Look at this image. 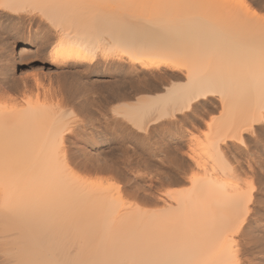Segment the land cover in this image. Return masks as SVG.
Here are the masks:
<instances>
[{
    "label": "bare ground",
    "instance_id": "obj_1",
    "mask_svg": "<svg viewBox=\"0 0 264 264\" xmlns=\"http://www.w3.org/2000/svg\"><path fill=\"white\" fill-rule=\"evenodd\" d=\"M110 1L0 0L5 12L40 7L59 27L48 54L51 67L63 69L58 90L45 89L26 106L1 101L17 100L10 91L44 87V74L0 86V154L23 148L35 155L21 169L0 156V214L118 219L151 239L80 241L100 248L78 250L48 235L18 243L34 248L11 252L5 264H264V0H251L256 8L249 0H118L114 9L128 11L112 15ZM21 47V54L33 51ZM91 74L110 79L83 80ZM214 109L222 119L206 124L203 146L189 156L202 175L185 176L187 187L168 193L153 220L130 202L152 193L130 180L121 189L99 188L75 171L121 172L114 150L94 155L79 142L102 148L107 135L120 131L131 141L136 130L172 137L178 123L198 122ZM166 147H154L153 158L166 165L158 173L174 177L186 159Z\"/></svg>",
    "mask_w": 264,
    "mask_h": 264
},
{
    "label": "rangeland",
    "instance_id": "obj_2",
    "mask_svg": "<svg viewBox=\"0 0 264 264\" xmlns=\"http://www.w3.org/2000/svg\"><path fill=\"white\" fill-rule=\"evenodd\" d=\"M117 1L118 0H112L113 3L110 1L111 5L109 3V5L111 6V8L109 7V13L111 15L116 9H114V6L112 4ZM249 3L251 8H256V4L253 1L249 0ZM26 5L27 3L24 5V8L28 9L26 10L21 8V10L23 11L19 10L18 13L17 10L15 11V13L8 10H6L5 12V9L0 8V86L4 88L5 86L3 82L9 78H14L16 80L19 79L18 81H20V79H23L25 76H34L39 73L41 75L44 74L43 81L44 87L46 88L34 87L32 90L27 92L20 91L21 93L10 91L8 95L12 94L11 97L14 96L17 100L15 101L16 103L14 101H8L7 99L1 101L2 106H8V108L15 106H26L28 103V99H36L35 97L37 96H40V98H44L45 89L46 91H48L49 88L51 91L54 89L57 91L60 87L59 82L62 79V77L60 78L58 73L63 69L56 66L51 67V59L48 54L51 44H53L58 39L57 31L59 30V27H56L57 29H55V25L52 24V21H49L47 15H44V12L39 9L40 7H37V10L35 6V10L33 9V6L31 4H29L30 6ZM116 10L117 12H119L120 10L121 12L128 11L126 7H123L121 9L118 8ZM260 12L264 14L263 10H260ZM45 39L47 40L46 43L50 44L49 48H47L43 53H39V49L37 47L38 45H41L45 41ZM22 45H27L33 50L32 53L29 52L30 54L23 53L28 55L27 57L21 54L22 52L20 50L22 48ZM107 79L109 80L110 77L100 74H91L89 77L83 78V80L90 84L95 83V81H107ZM8 95L7 97H10ZM3 97H6V95H4ZM214 111V113L211 112L212 114L210 113L209 115H203V118L201 117L198 122L186 120L185 124L184 121L181 125L180 123H178V126H175L176 128L173 129L174 136L172 137L169 135H165L162 138L156 133L153 134L154 136L152 134L150 136H147V133H145L144 131H139L134 128V130L137 131V134H139L137 136L138 138L136 137V139L134 138V140L132 139L131 141L127 138L124 139L122 137H119V135H121V132L119 131L116 136L107 135V145L103 146L102 148L93 147L85 142H79L78 149H84V151L88 153L92 152L91 154L94 153V155L101 153V156H105L108 151L114 150V155H116L114 158V161L116 162L115 164L117 166L116 168H118L121 172H118L119 174H117L106 171H93L91 172L92 174L90 172H88L87 174L85 170L79 168L78 166L75 167V171L77 175L84 177L85 179H89L90 182H92L96 187L99 188L107 189L109 187H112L114 188V190H117L119 188L121 189L125 187V185H134L136 183L135 185L137 187H141L145 190V192L152 193V196L149 199L150 201H143L141 198H137V200L132 199L130 200V202L135 203L134 207H141L144 209V211H147L148 217L146 218H150L153 220L155 219V212L157 211L156 213H158V209L163 208V198L168 199V193H173L180 189L186 188L189 182L186 179L187 177L193 178L197 176L199 178L202 175V169L198 168L195 163H193V159L191 160L189 156L192 155V152L194 154L195 152H198L199 150L197 149L203 146L204 143H202V135L207 128L206 124L212 121L219 122L222 119L220 111H217V109H214ZM168 132L169 130H167L165 134H168ZM145 136L147 137L145 138ZM147 138L149 139L147 140ZM148 141H150L151 143ZM160 141L164 142L165 147L167 144L168 147H166V150L170 146L171 147L169 149L171 151H173L175 147L176 149L178 148L179 150H176V152L184 155V158L186 159V164L184 165V167L179 169L180 171L178 169H175L178 171L174 172L173 170V173L171 172V175L174 174V177H166L165 175L160 174L161 172L166 171V165L163 163L165 165L164 166L162 163H160V161L156 157L153 158V149H155L156 147L160 149V146L156 145ZM124 147H128L129 152L126 153L125 151H123ZM165 147L161 148L160 150L163 151ZM22 150L23 148L20 150L21 152L19 150L14 153L12 152L13 154L10 153L11 155L6 154V152L9 153L8 151H3L1 152L2 155L0 154V156H3V158L9 156L7 157L9 161L5 159L7 162V167L12 168L13 164L17 162L18 168L21 169L20 165L23 167V164L27 163L26 160L30 162L31 158L29 157L32 155L30 151ZM163 153H165V151ZM33 156L35 155H32V157ZM1 157L0 163L4 162L5 165L6 162ZM2 160L3 162H1ZM147 161L152 165L146 166V164H143ZM8 162H10V164H8ZM129 162L132 163L129 164ZM3 166L0 164V167L3 168ZM182 169L183 172H181ZM185 176L186 178H184ZM176 179L180 180L181 182H177ZM127 181H129V184ZM115 203L116 206H121L123 204L122 200L120 201L119 199ZM112 220L105 221L104 219H96L95 217H76L68 220L48 219L47 221L40 220L39 218L16 220L12 216L0 214V264H5L7 261L11 260L10 258L13 259L12 255L16 253L14 251L34 248L30 246H23V244L21 245L18 243L27 242L34 239L42 240L47 238L48 235H51V238H56L58 240H63L65 242L75 244L72 248L78 250H98L100 248L99 245H96L97 243L91 245H83L79 244L80 241H99L109 239V241L117 240L129 242L132 240L137 242L151 239V236L148 237L147 234L140 233V231L138 230L139 228L137 229L136 227H129L125 222H117L116 220L118 219L113 221ZM106 233L108 234V236Z\"/></svg>",
    "mask_w": 264,
    "mask_h": 264
}]
</instances>
